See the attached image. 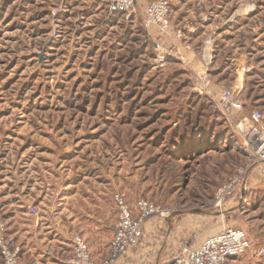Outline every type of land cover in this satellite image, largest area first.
I'll return each mask as SVG.
<instances>
[{"label": "rangeland", "instance_id": "374dc122", "mask_svg": "<svg viewBox=\"0 0 264 264\" xmlns=\"http://www.w3.org/2000/svg\"><path fill=\"white\" fill-rule=\"evenodd\" d=\"M151 1L128 16L100 0H0V184H75L79 200L100 192L112 206L117 193L131 207L150 199L181 218L187 244L240 228L251 247L235 264H264V160L236 127L254 111L264 125V0H171L166 32L144 24ZM183 26H209L192 51L204 45L207 70L213 63L244 110L230 115L220 94L197 86ZM235 70L244 91L229 85ZM244 167L217 206V190Z\"/></svg>", "mask_w": 264, "mask_h": 264}, {"label": "crops", "instance_id": "0c3cea01", "mask_svg": "<svg viewBox=\"0 0 264 264\" xmlns=\"http://www.w3.org/2000/svg\"><path fill=\"white\" fill-rule=\"evenodd\" d=\"M178 4H174L173 9ZM185 50V63L191 67L198 76H205L208 92L221 94L220 85L224 78L214 73L212 64L208 69L205 60L203 46L201 51H192L194 42H201L210 35L209 26H183ZM155 34V33H154ZM156 37V36H155ZM189 39V40H188ZM204 43V42H203ZM209 60V59H208ZM208 71V72H207ZM236 77L229 85L231 88L245 90L244 72H237ZM213 73V74H212ZM223 79V80H222ZM226 84V83H225ZM227 85V84H226ZM258 174L264 172V164L257 166ZM23 175V174H22ZM3 179V178H2ZM258 182L264 181V175L257 177ZM3 182V183H2ZM0 184V219L7 223L8 232L14 235L21 245V264H68L73 255L72 236L81 233L89 242L90 253L95 260H101L109 251V240L117 222L116 210L113 209L112 200H108L100 194L92 199L87 198L89 192L81 194L78 199V191L74 185L63 186L61 199L53 196L54 185L30 189L32 193H24V185L21 183L16 189L6 187L2 180ZM257 182V183H258ZM50 184V183H49ZM1 187H5L2 188ZM89 190V189H88ZM47 191H50L47 193ZM69 193L67 194V192ZM93 195V194H91ZM94 196V195H93ZM114 202V200H113ZM35 205L40 209L41 215L35 216L27 210L28 205ZM136 204L132 207L135 208ZM8 210V211H7ZM54 212V215H46V212ZM172 215V214H171ZM161 217L151 219L147 226L143 241L118 264H170L182 247L187 244L185 240L188 231L182 226L178 216ZM209 234L194 246H198ZM2 261L0 255V263Z\"/></svg>", "mask_w": 264, "mask_h": 264}, {"label": "built area", "instance_id": "2783aa9c", "mask_svg": "<svg viewBox=\"0 0 264 264\" xmlns=\"http://www.w3.org/2000/svg\"><path fill=\"white\" fill-rule=\"evenodd\" d=\"M105 4L109 15L117 13L131 15L138 4L148 0H100ZM171 0H152L147 4L144 14L146 26H159L161 31L169 29L168 14ZM205 59L207 60L206 56ZM210 59V57L208 58ZM201 81L197 86L206 89L207 83H203L205 76H199ZM202 83V84H201ZM208 92V90L206 89ZM220 102L223 108L232 115L236 111L244 110V104L238 93L224 89L220 94ZM251 125L246 130L245 124ZM237 131L243 134L244 145L252 151V158L264 160V125L262 113L254 111L250 117H244L237 125ZM248 167L240 168L221 186L215 196V204L223 206L235 190L244 182ZM63 190L54 185V198L60 200ZM114 206L118 213L117 222L109 240V251L101 260H95L90 253V247L86 238L81 233L72 236L73 255L68 264H118L136 248L144 236V225L152 216L168 217L172 210L162 206L153 200L141 198L137 201L135 209L129 205L122 194H115ZM30 214L40 216V209L35 205H28ZM46 215H54V212H46ZM251 247V239L247 232L240 228H224L220 232L206 237L198 246L185 244L174 257L171 264H235L240 256H243ZM21 245L17 238L8 232L7 223L0 220V264H21Z\"/></svg>", "mask_w": 264, "mask_h": 264}, {"label": "trees", "instance_id": "16d2710c", "mask_svg": "<svg viewBox=\"0 0 264 264\" xmlns=\"http://www.w3.org/2000/svg\"><path fill=\"white\" fill-rule=\"evenodd\" d=\"M207 145H208V144H206V143H205V145H204V146H207ZM132 209H135V208H132Z\"/></svg>", "mask_w": 264, "mask_h": 264}]
</instances>
